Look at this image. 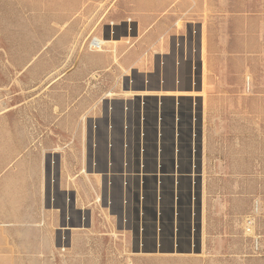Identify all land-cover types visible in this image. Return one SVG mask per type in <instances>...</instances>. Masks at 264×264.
<instances>
[{
    "label": "rangeland",
    "instance_id": "374dc122",
    "mask_svg": "<svg viewBox=\"0 0 264 264\" xmlns=\"http://www.w3.org/2000/svg\"><path fill=\"white\" fill-rule=\"evenodd\" d=\"M137 2L0 0V121L11 122L13 129L17 130L21 152L27 151L31 145H39L44 137H51L54 146L45 155L49 202L52 207H57L63 201L65 227L77 237L68 245L66 237L61 235L60 248H76L82 253L81 256H67V263L264 264V251L254 246L244 230L247 217L254 220L255 234L257 227L260 230L263 227L264 193L258 197L261 213L255 218L253 186L264 185V176H253V120L250 124L247 111L248 107H253V79L248 72L249 55L243 49L250 36L255 35L254 31L264 24V0H169L167 7L158 12L144 11ZM69 12L75 14H64ZM138 19L146 30L137 31L136 36L103 37L107 25L113 27L127 21L130 32L135 23L138 24ZM156 24L161 25L157 32L153 31ZM110 34H113L112 28ZM97 37L105 39L100 49L90 46V41ZM154 38L171 46L169 56L165 57V53L152 55L150 47ZM218 41H222L223 46L225 42L237 43L242 48H236L226 56V81L223 80L222 88L214 89L206 78V50L208 42L215 46ZM117 43L123 45L119 51L115 50ZM108 52L112 53L110 57L106 55ZM142 54H148L142 68L146 63L149 66V61L156 57L164 75L172 67L176 70L188 61L194 68L201 55L205 63V90L202 94L205 107H213L210 113L211 155L216 160H223L229 171L241 172L205 177L209 191L203 193L205 204L200 245L195 242L194 229L190 235L187 232L183 210L176 250L170 251L165 245L163 252H144L136 251L134 246L138 195L134 172L137 160L136 113L131 104H127V109L125 107L126 103L134 102L138 94L139 76L132 68H140L134 57ZM164 75L159 79L160 86L169 85ZM207 87H210L208 91ZM155 94L162 97L172 92L144 90L139 95ZM261 98L264 96L259 97L257 107H261ZM182 106L188 107L187 100L182 101ZM47 120L50 123L42 125ZM58 121L65 124L62 133H59ZM219 124L223 126L219 127ZM262 127L264 130V124ZM234 131L241 143L233 142L236 139ZM185 136L183 133L184 140ZM3 140L5 142L4 135ZM148 148L152 149L151 144ZM185 148L183 142V155ZM151 155L148 153L149 159ZM58 164L64 169L65 182L79 183L78 193L65 190L61 195L58 192ZM125 168L129 174L127 181L122 178ZM91 179L94 189L89 199L82 184L85 182L90 186ZM150 187L148 182L147 189ZM72 193L81 208H74ZM182 194L184 207L185 186ZM167 199L168 191L165 194ZM220 200L226 205L224 212L220 210ZM86 210L93 211L91 223H88ZM167 220L165 218L168 229ZM220 226L222 233L226 232L222 240L219 236L221 230L218 231ZM145 230V236L149 237V223H146ZM167 232L165 240L168 242L170 232Z\"/></svg>",
    "mask_w": 264,
    "mask_h": 264
},
{
    "label": "crops",
    "instance_id": "0c3cea01",
    "mask_svg": "<svg viewBox=\"0 0 264 264\" xmlns=\"http://www.w3.org/2000/svg\"><path fill=\"white\" fill-rule=\"evenodd\" d=\"M168 2L169 0H138L137 5L144 11L158 12L159 10L165 9ZM64 14H75V12ZM138 20V24L135 23L133 31L130 32L128 30L129 24L127 21H121L120 23L113 25V27L107 25L103 37L119 39L122 36H136L137 31L140 30L139 32H143L146 30L141 19ZM111 28L114 31L112 35L110 34ZM160 28L161 25L156 24L153 31L157 32ZM249 31L252 32V28H250ZM254 32L255 35L253 37L250 36L248 45L243 47L245 53L249 55L248 72L251 80L253 79V107H248L247 111L249 112L248 118L250 124L253 120V176H264V130L262 127V124H264L263 98L260 99L261 107H257L259 97L264 96V24ZM117 42H119V40ZM225 44L226 45L223 46L222 41H218V45L213 46L210 42H208L207 45L206 78L207 81H209L208 85L214 89L222 88L224 81H226L225 75L228 72L226 56L231 54L232 50L242 48V46L237 43V45L227 42H225ZM109 46L113 47L114 45ZM144 46L145 44H143V47ZM115 47V50L117 49V51H119L123 45L117 43ZM150 48H152V55L155 53H165V57H167L171 53L170 45H167L165 42L162 43L159 39L155 40V38L153 46ZM144 49L147 51L146 48ZM106 55H109L110 57L112 53L108 52ZM145 55L148 54L134 57V62H137L140 67L139 69H135V67L132 68L136 75L139 76L138 82L140 84V87L137 89L132 87L134 90L136 89V91H138V94L135 95L136 101L138 102V97H142V95L139 94L143 93L144 90L147 92L148 90L159 91V89H162L172 92L170 95L163 96H182L180 97V102L184 99L187 100L189 104V107H179L181 143L184 142L187 145L185 148L186 152L184 155L183 152H181L180 159L184 160L188 165V161L190 160L188 146L192 143L195 144L196 151L194 158L196 161V173H200V179H197L195 189L197 199L194 207V234L195 242L200 245L202 238L203 204H205L203 201V193L209 191L207 179L205 177L229 174L238 175L241 174V172H237L236 170H233L232 172L229 171L227 166L224 165L223 160H216L211 155L209 145L213 141L211 140L210 131L212 128L210 124V113L213 111V107H205V97H203L202 94L203 89L205 90L203 83L205 78V63L201 55H199L200 59H198L194 68L191 66V62L188 61L184 66L180 67L178 72L175 70V67H172L168 72H164L165 75L161 72L159 60L156 57L149 61V66L146 63L145 68H142V65H144L147 60ZM125 65H127L126 62ZM162 75H164L165 81L169 83L168 86L166 83L162 86L159 85L158 82ZM177 77L180 79V82H178L179 84L175 82ZM213 77L218 79L215 80ZM111 78H113V75ZM210 81H213V83ZM209 88L210 87H207L206 91H208ZM184 91L187 93L186 95L174 94L176 92ZM147 96L150 95H144L143 97ZM151 96L154 97L156 94ZM192 103L193 107H191ZM128 104H131L130 107L133 110V102L130 101ZM148 108H150L151 111L153 110V107ZM171 108L172 107H162V127L165 128V130L168 128L170 129L171 126V119L166 114ZM192 113L196 116L195 123L191 120ZM49 123L50 121L47 120L44 121L42 125ZM136 124L137 122L135 121V125ZM250 124L248 127L251 129ZM218 126L222 127L223 125L219 124ZM57 127L59 133H62L63 130H65V124L60 121H58ZM191 128L195 129V137L193 140L190 138L189 134ZM183 133L186 135L185 140L183 139ZM17 134L18 132L13 129L11 122L7 123V121H0V264H68L66 259L67 256H81L82 253L76 248L70 247L65 248L64 250H61L60 248L61 235L66 237L68 245H70L72 240L77 237H75V233L69 231L65 227L66 222L64 218L65 209L63 201L61 202V205L57 207H52L49 202L50 185L47 180V159L45 155L52 150L54 144L51 141V137L48 135V137H44L41 140L39 145H33V147L31 145L27 151L21 152L18 148ZM3 135L5 142L4 140L2 141ZM234 137L236 138L235 131ZM248 138L250 141L251 137L248 136ZM32 139H34V136H32ZM58 139H60V137ZM233 142L237 144L241 143L238 142L237 138ZM28 144L30 145V143H27L26 145ZM59 162L60 160H58V163ZM234 169H236V167H234ZM64 175V169H62L61 164H58L56 184L58 192L61 195L65 193V190L77 192L79 183L75 182L73 183L74 185L68 184V182H65L64 180ZM196 175L198 176V174ZM90 183V186L85 182L82 184L89 193V199H91L90 192L92 188L94 189V182L92 179L90 180ZM181 190H183V188H181ZM185 190H188V185H186ZM218 191L221 192V190ZM261 193H264V185L257 186V184H255L253 186V214L255 215V218L261 213V205L258 201V197L262 195ZM72 194L74 208H81L82 206L78 204L76 195H74V193ZM219 203L220 210H223L224 212V210H226V205L223 204L221 200ZM152 207V203L145 200L139 199L136 201V221L139 223L142 222L145 225L146 223H149ZM163 208L164 211H166L168 206L164 204ZM238 209L240 210V208ZM87 210L86 213L89 218L88 223H91L93 211ZM183 210L185 211V214L188 215V204L184 205V207L181 205L180 215H182ZM77 212L79 211H76L75 213ZM188 223L187 220V232L190 235ZM262 224L264 227V223ZM263 227L261 230L257 227L256 231L258 233L256 232V234L254 230V235L258 238V249L260 248L262 251H264ZM224 230H226L225 227ZM218 231H220L219 236L221 237L220 240H222V235L226 234V232L224 231V233H222V226H220ZM76 235H79V233ZM65 244L66 242H64V245Z\"/></svg>",
    "mask_w": 264,
    "mask_h": 264
},
{
    "label": "water",
    "instance_id": "95a60500",
    "mask_svg": "<svg viewBox=\"0 0 264 264\" xmlns=\"http://www.w3.org/2000/svg\"><path fill=\"white\" fill-rule=\"evenodd\" d=\"M114 33V31H113ZM180 97H169V96H147L138 97L139 114L137 118V128H136V187L138 188L136 201L139 199L145 200L152 203V211L150 213L151 231L149 232V237L145 236L146 225L142 222L136 221L135 232H136V251L144 252H163L165 245L170 247V251H174L179 247L178 242V229L182 223L180 208L183 200V190L181 188H186L188 185V190L186 191L185 205L188 204V215H186V222L188 220V229H194V215H195V203L197 199L196 183L199 180V174L196 173V161H195V144H189V154L190 160L188 165L181 160V152L183 142L181 143V130L179 128V107L182 106L180 102ZM182 99V98H181ZM152 100V101H150ZM184 100V99H182ZM152 102V103H150ZM169 102V103H167ZM152 105V115L153 125H151L155 134V141L151 143L152 149H154V155L151 159H146V139L143 141L145 131L143 129V109ZM162 107H172L170 111H167V116L171 119L170 129H166V144H162V134L164 128L161 127L162 118ZM189 107V104H188ZM193 107V103L191 105ZM144 116V117H143ZM195 114L191 115L192 122L195 123ZM190 138L193 140L195 137V129H190ZM165 136V135H164ZM185 146H187L185 144ZM142 150V158L139 157L140 151ZM148 160H151L148 162ZM151 165H153L151 169ZM168 165V167H167ZM198 174V176L196 175ZM148 182H150V190L147 189ZM150 191V192H147ZM168 191V199L165 200V194ZM142 192V194H141ZM148 193V194H147ZM166 204L168 209L164 211L163 205ZM165 218L168 219V229L166 228ZM187 225V223H186ZM170 232V240L167 242L165 240V232ZM167 232V233H168ZM149 239V243L146 240ZM189 251H191V242H188Z\"/></svg>",
    "mask_w": 264,
    "mask_h": 264
},
{
    "label": "bare ground",
    "instance_id": "6f19581e",
    "mask_svg": "<svg viewBox=\"0 0 264 264\" xmlns=\"http://www.w3.org/2000/svg\"><path fill=\"white\" fill-rule=\"evenodd\" d=\"M105 39H101V38H93L91 41H90V46L92 47V48H94V49H100V47H101V45L102 44H104L105 43V41H104ZM200 50V49H199ZM196 55V54H195ZM200 57V56H199ZM185 61V60H184ZM181 67V66H180ZM180 67L178 66V67H176V71L178 72V70L180 69ZM176 82H177V84H179L178 82H180V79H179V77H177L176 78ZM130 103V102H129ZM128 103H126V107H125V109H127V106H129V105H127ZM137 105H138V102L135 100L134 102H133V107H134V111H135V113H136V116H135V120L137 121V118H138V114H139V107H137ZM147 106L148 107H150L148 104H147ZM148 107H144V109H143V115H145V117L143 118V129H144V131H145V134H144V136H146V138H144L143 137V141H144V139H146V143H152V142H154L155 141V134H154V130L152 129V127H151V125L150 124H152L153 125V119L151 118V115H152V111H151V109L150 108H148ZM151 107H152V105H151ZM161 113H162V110H161ZM162 115V114H161ZM162 120H163V117L161 118V127H162ZM137 128V124L135 125V129ZM163 128V127H162ZM164 132L165 133H163L162 134V144H166L167 142H166V138L168 137V135H166V130H165V128H164ZM165 135V136H164ZM167 136V137H166ZM168 139V138H167ZM150 148H148L147 146H146V159L147 158H149L148 157V153H151L152 155L151 156H153L154 155V149H151V150H149ZM136 151V150H135ZM136 167H137V165H136ZM152 167H153V165H151V169H152ZM167 167H168V165H167ZM136 169V168H135ZM128 168H125L124 170H123V173H122V178H123V181H127L128 180V178H129V174H128ZM127 175V177H125ZM136 178V177H135Z\"/></svg>",
    "mask_w": 264,
    "mask_h": 264
},
{
    "label": "built area",
    "instance_id": "2783aa9c",
    "mask_svg": "<svg viewBox=\"0 0 264 264\" xmlns=\"http://www.w3.org/2000/svg\"><path fill=\"white\" fill-rule=\"evenodd\" d=\"M124 127L126 128V126ZM124 138H125V133H124ZM139 157L142 158V150L140 151ZM244 223H245V228H244L245 232L246 233L248 232V235L251 236V239L254 242V246L258 248V238L254 235V220L251 217H247L245 218ZM252 232L253 234H251Z\"/></svg>",
    "mask_w": 264,
    "mask_h": 264
}]
</instances>
